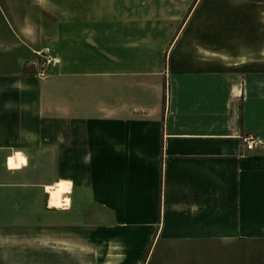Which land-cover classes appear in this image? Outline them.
Listing matches in <instances>:
<instances>
[{
    "label": "crops",
    "instance_id": "0c3cea01",
    "mask_svg": "<svg viewBox=\"0 0 264 264\" xmlns=\"http://www.w3.org/2000/svg\"><path fill=\"white\" fill-rule=\"evenodd\" d=\"M29 2L30 18L0 30V227L52 229L54 264L264 245V155L242 143L264 144V32L145 16L171 0ZM46 50L60 62L39 80L30 65ZM46 143L55 166L85 172L31 180ZM50 185L70 190L65 206L49 207Z\"/></svg>",
    "mask_w": 264,
    "mask_h": 264
},
{
    "label": "rangeland",
    "instance_id": "374dc122",
    "mask_svg": "<svg viewBox=\"0 0 264 264\" xmlns=\"http://www.w3.org/2000/svg\"><path fill=\"white\" fill-rule=\"evenodd\" d=\"M171 2L168 6L149 8L151 11L145 16H150V13L153 14L155 10H158L159 13L177 16L179 18L178 24L181 26L191 13L198 11L196 15H199L193 19L189 30L197 27L196 21L201 15L204 17L201 30L213 31L216 28L222 34H225L226 31L228 36L234 34L231 30L235 29H238L235 32L248 29L249 34L251 31L256 33L264 32V0H171ZM29 5V0H0V30L6 31V24L9 30H17L18 20L24 18V16L21 17L20 15L24 14L30 18L32 11H35ZM48 16V18L52 19V15L48 14ZM252 17L253 20L250 22ZM219 18L221 22H219ZM62 34V51L69 56L70 39L65 37V35H69L68 25L63 26ZM255 42L257 44L258 42L264 43V40L261 38L254 39ZM223 45H225L224 40ZM49 53L51 54V52ZM37 58V61H40L38 55ZM37 61L30 67L35 69ZM88 61H91L90 57H88ZM34 69L32 70L35 74ZM44 146L46 147L44 151L32 152L31 180L49 183L59 177L62 178L66 175L85 172L84 167L55 166L52 144L46 143ZM31 225L33 228L27 229V227H20L27 226V223L14 221L7 224V226L3 225V227H0V264H54L52 229H41L36 224ZM172 249L170 247L163 248L164 251H162L165 256H163L159 264H171ZM186 254V252L184 254L179 252L177 257L179 259L181 255H184V258ZM199 255L201 256L199 257ZM158 257L159 254L155 257L152 264H157ZM187 260L189 264H200V260L203 261V264H264V245L230 246L229 244L219 243L206 245L201 249V254L200 252L191 253L186 257ZM186 261L181 258L179 260L180 263L184 262V264H186Z\"/></svg>",
    "mask_w": 264,
    "mask_h": 264
},
{
    "label": "built area",
    "instance_id": "2783aa9c",
    "mask_svg": "<svg viewBox=\"0 0 264 264\" xmlns=\"http://www.w3.org/2000/svg\"><path fill=\"white\" fill-rule=\"evenodd\" d=\"M40 61H37L35 68V75L40 79L48 78L53 68L59 64V59L50 54L48 51L38 52ZM244 150L252 152L257 149L259 153L264 155V144L258 142L252 135H245L242 138Z\"/></svg>",
    "mask_w": 264,
    "mask_h": 264
},
{
    "label": "bare ground",
    "instance_id": "6f19581e",
    "mask_svg": "<svg viewBox=\"0 0 264 264\" xmlns=\"http://www.w3.org/2000/svg\"><path fill=\"white\" fill-rule=\"evenodd\" d=\"M16 158H17L16 160L18 161L21 160L18 157ZM46 192L49 195V207L50 208L63 207L69 201L67 199L66 194H68L70 190L62 186H57V185L46 186Z\"/></svg>",
    "mask_w": 264,
    "mask_h": 264
},
{
    "label": "trees",
    "instance_id": "16d2710c",
    "mask_svg": "<svg viewBox=\"0 0 264 264\" xmlns=\"http://www.w3.org/2000/svg\"><path fill=\"white\" fill-rule=\"evenodd\" d=\"M26 71V70H25Z\"/></svg>",
    "mask_w": 264,
    "mask_h": 264
}]
</instances>
